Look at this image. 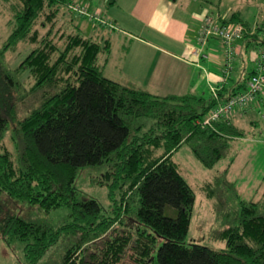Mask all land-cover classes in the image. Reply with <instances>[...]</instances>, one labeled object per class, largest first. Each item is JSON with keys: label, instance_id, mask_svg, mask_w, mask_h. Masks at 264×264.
I'll return each mask as SVG.
<instances>
[{"label": "trees", "instance_id": "16d2710c", "mask_svg": "<svg viewBox=\"0 0 264 264\" xmlns=\"http://www.w3.org/2000/svg\"><path fill=\"white\" fill-rule=\"evenodd\" d=\"M0 1L11 15L0 46V195L48 214L63 210L26 219L0 202V239L22 243L24 264H120L125 253L130 264H264V201L240 198L229 167L201 185L221 224L210 236L225 247L186 241L194 189L172 158L183 143L205 167L227 156L231 139L245 134L234 120L261 95L202 121L245 92L254 69L209 98L160 95L104 75L99 54L109 52L108 40L78 29L57 33L60 7L72 0ZM38 23L47 25L42 34ZM223 23L242 25L244 38L262 28L252 30L239 10ZM25 47L14 67L6 64L8 53ZM97 165L104 166L98 183L107 185L109 208L74 184L82 167Z\"/></svg>", "mask_w": 264, "mask_h": 264}, {"label": "rangeland", "instance_id": "374dc122", "mask_svg": "<svg viewBox=\"0 0 264 264\" xmlns=\"http://www.w3.org/2000/svg\"><path fill=\"white\" fill-rule=\"evenodd\" d=\"M197 1L200 5L208 6L209 13L216 17L215 20L217 19L216 23L218 24L223 23L224 19H228L233 11L239 10L242 19L253 27L252 30H256L257 24L262 25L257 35L243 37V41L246 40V43L249 44L245 47L243 59H240V56L232 59L234 70L230 76L238 78L243 73L246 74L252 71L255 66L253 52L256 51L258 53L259 50L264 52V0ZM72 2L86 8L87 14H80L73 9L70 10L71 7L67 9L61 6L57 16L58 19L53 25L57 33L61 32V30L67 33L71 31L76 32L75 26L79 25L82 28L83 35L91 36L94 40L102 43L105 39L108 40L110 44L109 52H101L99 54V62L107 57V62L103 68L104 75L121 80L120 72L124 56L127 52L135 54V51H138V46L134 43L135 39H130L131 37L126 32L134 31V33H138L141 31L140 33H142L143 37H148L150 34L145 25V20L134 15L130 9L134 7L137 1L114 0L112 3H107V0H72ZM179 9L180 12L185 10L181 6H179ZM219 16H221V21H219ZM10 17L9 10L0 3V46L11 31V26L8 22ZM36 27L41 34L47 29V25L46 27H42L39 23ZM207 39H210L212 44H216L215 48L213 47V51L222 62V64L210 63V69L219 73L220 69L225 68L226 63L222 39L217 35L212 36L211 33L205 38L204 42ZM29 48L25 47L18 55L8 53L6 64L14 67L28 52ZM232 55L235 56L234 50ZM210 86L208 80L202 77L197 86H195L194 92L209 98L212 93ZM26 87H29V82ZM146 89L157 94L166 91L165 88L147 87ZM246 111L247 114L238 120L242 130L245 131L244 136L231 139L230 150L227 156L220 159L213 167L203 166L195 158L186 143H183L173 153L172 158L178 164L181 174L192 185L195 195L189 229L185 237L186 241H195L212 248L225 247L223 240H217L210 236V230L221 224L214 217V198L207 197L201 188L204 180L211 181L214 175L220 173L224 168L229 167L227 178L234 183L240 198L264 201V104H258V108L250 105ZM5 144L10 145L9 133L6 136ZM103 171V165L82 167L77 174L74 184L79 191L96 198L102 206L109 208L110 202L107 185H100L98 183L99 179L102 178ZM117 193L118 190L115 194ZM233 201L230 197L227 203L231 204ZM0 202L5 203L10 209L17 211V213H20L26 219H53L60 215L56 217V213L63 211L62 209H57L49 214L44 213L36 206L9 198L5 194L0 195ZM22 248L21 242H15L11 246H7L0 239V264L26 263ZM127 250L128 248L125 251ZM120 264H130L127 253L121 259Z\"/></svg>", "mask_w": 264, "mask_h": 264}, {"label": "crops", "instance_id": "0c3cea01", "mask_svg": "<svg viewBox=\"0 0 264 264\" xmlns=\"http://www.w3.org/2000/svg\"><path fill=\"white\" fill-rule=\"evenodd\" d=\"M136 1L134 7L130 9L134 15L145 20L150 34L148 37H143L141 31L126 32L131 37L130 39H135L134 43L138 46V51H135V54L127 52L124 56L120 72L121 80L145 88H165L166 91L158 93L165 95L194 92L195 86L202 77L208 80L211 90L230 85L232 80L236 79L230 76L234 70L233 64L228 75H226L225 68L220 69L219 73L210 69V63L222 64L213 51L216 44H212L210 39L205 42L199 41L205 15H210L214 20L216 18L209 13L207 5H200L197 0ZM179 6L185 10L180 12ZM218 18L221 21V16ZM71 23L73 24L72 21ZM75 28L82 33L79 25ZM248 44L246 40L243 41V34L237 37L233 42L235 56L233 55L232 59L236 56L243 59L245 47ZM256 58L255 51L253 52L254 61ZM106 62L107 57L100 61L103 68ZM253 69L255 70V66ZM262 103L264 104V98L257 96L252 105L258 108V104ZM238 120L239 118L234 120L236 125L240 124L237 123Z\"/></svg>", "mask_w": 264, "mask_h": 264}, {"label": "built area", "instance_id": "2783aa9c", "mask_svg": "<svg viewBox=\"0 0 264 264\" xmlns=\"http://www.w3.org/2000/svg\"><path fill=\"white\" fill-rule=\"evenodd\" d=\"M70 7L80 13L87 14L86 8L77 4H71ZM243 31L242 25L239 23H216L214 18L210 15H205L203 25L200 29L199 41L204 42L205 38L211 33L217 35L222 40L225 48V70L229 71L233 58V41L240 36ZM256 65L253 74L251 75L248 86L245 92L232 95L225 103L217 104L211 112L203 118V124H209L211 120L220 116L226 115L232 109L240 104L246 103L255 92H258L264 98V52L257 53Z\"/></svg>", "mask_w": 264, "mask_h": 264}]
</instances>
